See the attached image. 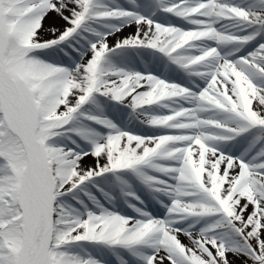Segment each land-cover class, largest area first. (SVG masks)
<instances>
[{"label":"snow or ice","instance_id":"obj_1","mask_svg":"<svg viewBox=\"0 0 264 264\" xmlns=\"http://www.w3.org/2000/svg\"><path fill=\"white\" fill-rule=\"evenodd\" d=\"M0 264H264V0H0Z\"/></svg>","mask_w":264,"mask_h":264}]
</instances>
